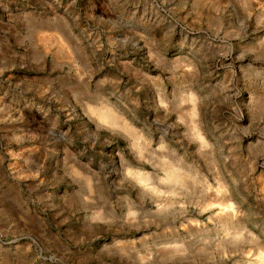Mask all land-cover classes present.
Listing matches in <instances>:
<instances>
[{"label": "rangeland", "instance_id": "obj_1", "mask_svg": "<svg viewBox=\"0 0 264 264\" xmlns=\"http://www.w3.org/2000/svg\"><path fill=\"white\" fill-rule=\"evenodd\" d=\"M0 264H264V0H0Z\"/></svg>", "mask_w": 264, "mask_h": 264}, {"label": "bare ground", "instance_id": "obj_2", "mask_svg": "<svg viewBox=\"0 0 264 264\" xmlns=\"http://www.w3.org/2000/svg\"><path fill=\"white\" fill-rule=\"evenodd\" d=\"M103 110V109H102ZM112 112V111H111ZM110 111H108V112H101V113H99V115L101 114V117L103 118V119H108V118H110V120H111V117H113V118H115V116H114V114H112Z\"/></svg>", "mask_w": 264, "mask_h": 264}]
</instances>
